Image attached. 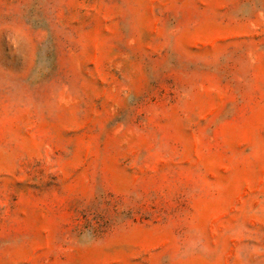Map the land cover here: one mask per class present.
I'll use <instances>...</instances> for the list:
<instances>
[{"label": "rangeland", "instance_id": "rangeland-1", "mask_svg": "<svg viewBox=\"0 0 264 264\" xmlns=\"http://www.w3.org/2000/svg\"><path fill=\"white\" fill-rule=\"evenodd\" d=\"M0 264H264V0H0Z\"/></svg>", "mask_w": 264, "mask_h": 264}]
</instances>
